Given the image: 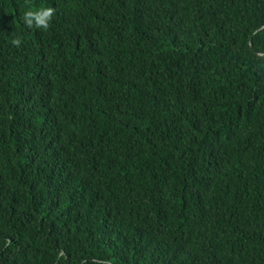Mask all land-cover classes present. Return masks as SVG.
I'll return each mask as SVG.
<instances>
[{
  "label": "trees",
  "instance_id": "obj_1",
  "mask_svg": "<svg viewBox=\"0 0 264 264\" xmlns=\"http://www.w3.org/2000/svg\"><path fill=\"white\" fill-rule=\"evenodd\" d=\"M0 264H264V0H0Z\"/></svg>",
  "mask_w": 264,
  "mask_h": 264
},
{
  "label": "clouds",
  "instance_id": "obj_2",
  "mask_svg": "<svg viewBox=\"0 0 264 264\" xmlns=\"http://www.w3.org/2000/svg\"><path fill=\"white\" fill-rule=\"evenodd\" d=\"M55 13L53 7H43L37 10H27L23 13V23L28 29H43L48 30L50 26V21ZM22 41L20 38H15L12 40V44L16 47L21 45Z\"/></svg>",
  "mask_w": 264,
  "mask_h": 264
}]
</instances>
